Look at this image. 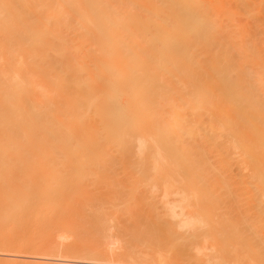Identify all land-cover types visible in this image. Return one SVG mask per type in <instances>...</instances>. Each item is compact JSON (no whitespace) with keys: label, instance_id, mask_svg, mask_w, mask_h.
I'll list each match as a JSON object with an SVG mask.
<instances>
[{"label":"bare ground","instance_id":"obj_1","mask_svg":"<svg viewBox=\"0 0 264 264\" xmlns=\"http://www.w3.org/2000/svg\"><path fill=\"white\" fill-rule=\"evenodd\" d=\"M14 244L264 264V0H0Z\"/></svg>","mask_w":264,"mask_h":264},{"label":"rangeland","instance_id":"obj_2","mask_svg":"<svg viewBox=\"0 0 264 264\" xmlns=\"http://www.w3.org/2000/svg\"><path fill=\"white\" fill-rule=\"evenodd\" d=\"M31 101H35V99L31 100ZM14 245H13L12 249H11V246H9V247L7 246V247L3 248L6 251L3 249L0 250V252H1L0 253V262L2 261L1 263H3V262L9 263V261L14 262V263H17V262L19 263V261H20V263L29 264L30 262H33L35 260H40V259L47 262L46 264H130V262H131V261H129V263L125 262V261H128V260L124 261L123 259H125V258L122 259L120 257V259H119L117 257L118 255L111 257L112 258L111 261H110V259H111L110 257H108L109 259L107 260L106 259L107 257L105 258L104 256L103 257H97L98 259H95V260L89 255L88 256L85 255L86 257L83 256V257L77 258L73 253L68 254L69 256L67 255V253H64L63 254L64 257H63L62 255H60V253L62 254V252H59V253L54 252L52 254L53 256L52 255L48 256L47 254H46L47 256H45V254H38V253H35L33 250H28V249H30L29 247H27V248L24 247V249L16 250V249H18L17 248L18 245L17 244H14ZM16 245H17V247H16ZM22 250L27 251V252H24V251L22 252ZM18 251H20V252H18ZM115 257H117L118 259L117 258L115 259ZM136 263L139 264L138 262H136ZM131 264H134V262H132ZM140 264H142V263L140 262Z\"/></svg>","mask_w":264,"mask_h":264}]
</instances>
